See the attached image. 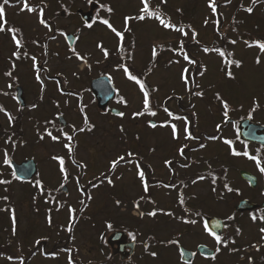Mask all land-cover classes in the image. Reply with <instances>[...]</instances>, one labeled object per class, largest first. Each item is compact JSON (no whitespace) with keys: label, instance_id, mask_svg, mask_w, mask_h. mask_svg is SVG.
I'll return each mask as SVG.
<instances>
[{"label":"rangeland","instance_id":"1","mask_svg":"<svg viewBox=\"0 0 264 264\" xmlns=\"http://www.w3.org/2000/svg\"><path fill=\"white\" fill-rule=\"evenodd\" d=\"M35 1L46 2V7L48 8H46V11L44 12L46 18L57 19L61 24V31L63 34L62 36L60 35L58 39V42L63 46L62 55L59 57L52 56L51 58H48L47 56L46 59H42L40 55H35L36 62L39 65L47 66L48 68L46 70L50 71V73L57 71L56 69H58L59 72L61 70L66 73L67 68L64 69L63 66H73L71 71L73 73L67 71L69 72L67 74L71 76V78H69L71 81L68 85L73 84L74 86L79 87H89L92 79V76L89 74L90 71L86 72L82 69L84 65L88 67L93 65L97 68L99 67L100 70L110 71L111 78L116 84V90L118 91L117 95L119 98V101L116 102L115 100L112 105L120 108L124 113V116L121 117L111 114L109 111L107 113L101 111L96 103L90 102L92 94L87 92L85 93L86 96L84 95L83 102L89 105L87 110L84 111L89 120L85 119L84 116L82 119L81 107L79 106L80 101H77L75 96L69 95L64 96L59 94V98L58 96L53 97V94L56 95V91L55 89L54 91L50 89V84V87L43 93L44 96H46L45 100L42 99L44 96L41 97L37 95V91L34 90L38 89L39 85L36 84L37 80L35 79L34 70L32 68L34 62L31 56L29 61L24 64H22L21 61L14 63L15 67L11 68L14 75L11 79L6 75V73L9 72L8 59L11 58L9 53L12 49H14V51H17L18 49L16 48L14 41H8L7 34L0 32V91L2 92L0 93V100L6 104L5 106H7V104L12 106L14 108V113L16 114L17 111H20L18 102L15 101L11 104L12 100L5 95V93H7V95L11 93V87H8L9 83L11 82L13 88H15V84L18 82L15 84L13 83L16 80H19L27 90H34L36 92L34 93V91H30L28 94V103L32 104L34 100L33 106L35 107L34 109L26 108L24 110L23 115L26 116V119L28 117V121L30 120L28 122L30 123V128L26 131L25 135H23V138L22 136H19L20 140L18 147L13 148V158L20 161L26 157L34 156L44 169L45 167L48 168V174L43 172L42 176L50 185L53 184L55 186V184H58L59 182H65L61 177L58 178L56 174V166L49 162L52 160L51 155L55 152L57 153L59 149L54 146V140L46 134V126L42 125L43 120H48L51 116L54 117L53 113L59 111L58 106L62 107V110L65 113L64 117L67 122H69V125L66 126L68 129H71L70 126L72 123L76 128L85 127L90 122L94 126V129H92L91 132L94 134L90 137L91 141L89 142L91 144V159L92 153L94 155V161L91 160L92 168L89 170V178H98L97 175L105 172L109 164L108 162L119 155L120 152L122 153L121 156L126 155V151L123 150L125 146L126 148L131 149L134 154L139 153L136 147H141V149L148 151L147 149L150 146H154L157 151L153 156V164L155 163L156 166L160 168L158 169L159 177L163 179L169 178L170 172L167 170V167L164 166L162 159L168 156L182 160L178 156L176 149L184 142L186 121L183 119H175L177 121V128L179 129V138L174 139L172 130L167 126H164L165 124H161L162 121L164 123V121L168 119L164 114L163 109L160 110L159 115L156 114L157 116L155 118L152 117L157 120V127L155 128L151 127L150 124L146 122L151 119L150 115L149 117H134L133 114L136 111L140 112V110H143L144 97L139 85L135 82H129L126 73L121 67H119L120 63L121 65H126L130 72H133L134 74L139 73L135 71V69L142 72H148L145 67H147L153 57V47H156L158 54L155 58L153 57L154 60H157V57L160 56L158 61H155L157 64L154 66L153 74H148L147 78L152 85H157V91L155 88L153 91L154 105L156 103L157 107L159 105L160 107H164V105L167 104V107L171 111H178V102L181 103V100H177L176 97L182 95L183 101L180 108H183L184 111L186 108L189 109V105L193 104L198 111L200 124L197 127L200 133L215 135L217 132V122L221 125L227 124L224 122V116H222V110H224L222 101L228 103V112L231 113L233 118H242L247 115L249 108L252 105L251 103H255L254 101L263 93L264 52H261L259 47L255 45L252 49H247L246 46L251 43L249 40H247L248 42H245L246 40L238 38V52L232 61H240L241 63L239 67H237L235 63H232L229 67H225V65L222 67H216V65H219V61H217V58L213 54L203 57L199 56V58L197 57L196 61L199 60L202 68H200V71H196L193 70L192 65L188 64L182 58L178 46L181 40H183L185 44L187 40L191 42V35L182 37L178 31L164 28L155 17H146L143 20L134 19L133 24L130 25L126 32V26L124 25L125 18L138 17L141 14L140 9L143 7L141 0H93V2L97 1L100 5L98 7L100 9L98 10L99 13L97 18H109V23L113 28L118 32H122L124 36H126V34L129 35L127 40H121L105 24L100 25V23L95 22L91 28H82V22L80 21L78 24V22L74 20V13L77 9L90 8L91 4L89 0ZM218 1L219 0H215L216 5ZM32 2L34 1L32 0ZM107 4L108 8L110 7L112 9L111 12L107 11ZM101 5L104 7H101ZM164 6L166 9L158 11V14L166 21L170 20V22L177 25V27L184 28L185 25H188L190 26L189 29H198V27L203 25L206 20L209 22L214 18V13L209 7V0H167V3ZM150 8H159V6L156 3H150ZM14 10L19 9L16 8ZM63 10L68 14L65 16L60 14ZM23 16L22 20H16L21 22L24 34L36 37L41 36L47 31L44 26L40 25L39 22H36L35 16L28 13L27 10L23 11ZM19 26L20 24L16 22L15 28L18 29ZM133 27L136 28L134 32H132ZM19 29L22 31L21 27ZM64 32H77L78 41L74 50L76 49L75 51H77V53L84 56L87 63L79 61L77 53L74 54L75 56L67 55L69 53V48ZM203 32L201 36V39L204 38L202 39L204 40L203 44L213 45V43L218 41L217 36H215L217 34L214 33L213 24L209 25V23H207V25H204ZM248 35L245 33L244 37ZM100 40L104 41L103 46L108 48L111 53L107 57L102 55V52L98 50ZM173 40L176 51L172 52L170 47ZM53 43L54 41H52V44ZM121 45L126 54H134L132 67L128 65V63H125L123 52L118 51V48ZM30 47L33 48V45L31 44ZM162 47H164V49ZM193 49H196V47L194 46ZM163 50H169V52L165 53ZM19 51L21 52V49H19ZM161 53H163L162 56ZM197 53L201 54L200 50H198ZM65 55L67 56L65 57ZM257 58H259V63H257ZM176 61L179 62L177 63ZM9 65L11 66V64ZM183 68L189 70L192 68L191 77L194 80L196 79V81L192 82V80L189 79L188 84L185 85L184 81L181 79ZM201 71H203V75L199 74ZM228 71H231L232 77L227 76ZM94 75H97V73H94ZM192 83L199 84V92L203 93L202 96H194L189 92ZM191 89L193 90V88ZM217 93H219L220 100L217 99ZM175 94L176 96H174ZM52 97L54 98L52 101L55 103L51 104L50 109L44 111L48 104L45 106L43 101L51 100ZM121 98L126 101L122 102ZM56 103L58 106L54 107V105H57ZM2 108L6 107L2 106ZM262 113L263 111L260 109L258 112L259 117H263ZM30 116H35V118L29 119ZM0 119L2 124L1 127L5 130L6 124L9 122L7 121L8 116L5 111H0ZM56 120L58 122V118H56ZM54 123H56V121L52 124ZM33 124L35 125V128L32 127ZM230 125L231 123L225 125L226 127L223 129L222 136L224 138L233 137V129ZM124 130H126L125 135L127 136L125 139L123 137ZM43 132L45 133L44 139L41 138ZM136 133L139 134L138 144L135 141ZM38 140H41L42 143H38ZM194 143L195 142L193 141H188L187 144L190 145ZM209 145L210 148H206L203 151L205 155L203 165H193L192 168L189 169L190 172L196 171L198 168L201 169L200 167L207 171L211 165H218V167L222 165V177L225 176L228 177V179H231V182H233L234 185V191L230 194L227 189L223 188V185V191H221L220 188V192H217V190H214V186L211 183L209 184L208 181H199L195 185H190L186 190L190 202H195L196 206L201 205L200 207L204 209L205 213L222 218H228L230 216L232 212L231 207H233L241 198H247L253 202L261 203L264 200L261 178L259 179L258 188L253 190L251 187H248L247 183H245L239 175L240 169H247L249 171L254 170V166H252L253 164L251 162L249 163L245 158L246 156L243 155L245 149H241L239 146L237 147L242 150V155H239L240 157L236 159L232 158L233 166L237 169H231V171L229 170L227 175H225L223 172V164H231L229 146L222 144L221 141L216 143L210 142ZM237 148L236 151L239 152V149ZM9 150H11V148H9ZM103 150L104 152H107L104 157ZM4 154L5 153L0 150L1 162L5 159ZM160 156H163L162 159L159 158ZM174 165L175 168L177 167L179 169L178 164ZM3 170L4 168L1 167L0 180H6L8 178L6 181H10V176H7V174L3 175ZM179 170V172H182L181 169ZM134 171L135 169L132 163L123 164L122 162L114 172L115 174L112 178L114 184H110L109 186L108 182L103 183L104 178H102V183H100L101 185H99L98 190L94 192L95 195L91 199L88 207L90 212L97 211L93 214L94 223L92 220H81L79 223L77 222L76 225L78 227L76 229L74 228V230H76L74 241L75 245H77L76 247L79 249L78 257H80V260L83 263L84 260H89V258H101V256H99V250H96L94 245H97L100 241L101 232L104 229L102 224H104L106 218L108 220L110 219L115 226H136L142 234V240H146L151 227L154 228L156 226L148 213L145 214L142 220H140V218H138V211H129L128 209H125V203L132 202L133 199L139 196L140 191H143ZM103 176L104 175H101L99 177ZM10 183H0V242L5 241L6 238L9 237L8 242L13 245L12 250L17 254L18 250H16V252L14 251L15 246L17 247V241H24L25 239V242L29 244V248L26 249L24 246L23 251H31L38 240H47L50 244H53L54 241H58L67 236L68 232L62 230V228L58 226L72 224L71 222H73V219L71 222L69 221L68 210L59 207L63 213H54L51 216V225L56 226L52 232L49 228L51 225L46 217L47 209H45V203L41 201V199L37 200L32 197V189L23 187L21 186L22 184L16 181H10ZM163 190L164 189L159 188L157 196V207L159 210L157 213L158 225L157 229H155L157 240L161 241L169 237L179 238V241H182L187 247L195 246L196 242H210L208 237L204 234L198 235V233L203 232L201 223L197 225L191 223L187 224L180 221V218H177L176 216H172L171 218L170 210L179 207L176 203L179 194L177 191L174 192L175 190H172L173 194L169 195ZM67 200H69V203L71 202L75 206L77 205V201L73 200V198H67ZM56 202L58 201L56 200L53 204L55 205ZM119 203H122L123 205H120ZM51 206L48 207L53 208ZM152 206L153 204L147 207V210H150ZM165 209L168 211V216L166 217L171 219L170 222H167L166 224L163 222L165 218L163 211ZM256 213H261V210L256 211ZM13 214L15 215V224H13ZM250 217V215L238 214L233 220V224L236 228L233 226L229 231L230 235L232 237L235 236L236 239V243L233 244V246H239V249H241L243 254H239L238 256L230 255L226 250H223V252L218 255L219 260L215 262L208 261L207 264H229L232 262L249 264V260L247 259L249 255L248 249L252 248L255 243L258 245L262 241L261 233L257 228L259 224L252 222ZM154 220L156 221L155 218ZM95 224L99 227L95 226ZM159 252L163 254L165 253L161 248L159 249ZM41 258L42 257L39 256L31 261L30 264H43L45 260L43 261ZM7 264H18V260H8ZM45 264L68 263L62 261L52 262L49 260Z\"/></svg>","mask_w":264,"mask_h":264},{"label":"flooded vegetation","instance_id":"2","mask_svg":"<svg viewBox=\"0 0 264 264\" xmlns=\"http://www.w3.org/2000/svg\"><path fill=\"white\" fill-rule=\"evenodd\" d=\"M33 1L34 2H32L31 0L30 2L29 0H27V3L29 5L31 4L32 7H35L37 11L32 12V13L28 11L27 12L30 14H33L36 18V22H39V24L42 25L40 23L39 8L43 7L44 12H45L47 8L45 6L46 2L43 0H41L43 2H38L35 0ZM0 2H2V0H0ZM235 2L236 3L234 5L223 6L222 10L221 8H219L216 12L218 14L217 19H219L220 21L219 25L216 27L218 31L214 32L217 34L215 35L217 36V40H218L216 44L218 48H221L222 50L225 51L226 56L229 60H232L233 58H235L238 52L237 50V46L239 45L238 38L239 36H241V33L238 32L239 30L238 27H240V30L245 28L244 32L246 33V35H248L249 33L248 38H246V42H248L247 40H249L251 41L253 45H255L256 41L264 42V0H255V2H253V0H237ZM22 7H23V0H15V1L10 0V3L8 5H5V13H6L5 19L7 20L6 28H9V27L15 28L16 22L20 24L19 28L21 27L22 24L19 20H22L24 17L23 11L20 10V8L22 9ZM249 7L253 9L251 13L247 12L246 10ZM16 8L19 10H14ZM90 8H92V5H90ZM90 8L88 9L83 8V11H90L91 10ZM78 10L79 9H77L76 12L74 13V17H75L74 20L77 21L78 24L80 21L82 22L81 25L83 27L82 26L80 27L82 28L88 27L87 24L83 23L84 20L82 19L81 13H79ZM98 10H99L98 7L93 8V12H92L93 17L91 18L92 25L95 22L100 23V25L103 24L100 21L104 20V18L102 19L97 18V15L99 13ZM96 12H97V15H96ZM14 18L15 20L16 19H19V20L15 21ZM43 18L51 25V30L45 27L44 25H42L45 27L47 31H45L41 36L32 37V39H34V41L37 43V49H34L32 53L34 52L37 53L38 55H40V57H42V59H46L47 56L48 58H51L52 56L59 57L62 55V49H63L62 48L63 46L58 42L60 35L61 36L63 35L61 31L62 30L61 24L55 18H51V19L46 18L45 13H44ZM237 24H239V26ZM21 30L23 31L22 27H21ZM198 31H199V36L201 38L202 32L204 31V25H200L198 27ZM4 34L8 35V41L13 42L11 32L5 30ZM66 34L67 32H65L64 34L65 37H66ZM45 35H47L46 42L44 41ZM39 40H42L41 43L38 42ZM233 40L236 41L235 44L231 43V41ZM52 41H54L53 44H52ZM103 45H104V41L100 40L98 50L102 52V55H104V50L108 52V48H105ZM252 47H249L248 45L246 46L247 49L248 48L252 49ZM73 48L74 47H71V46H69V49L67 48L69 51L67 55L72 56L74 55L73 53H77V51H73ZM203 48H204V44H203ZM14 52H15L14 49H12L11 52L9 53V56L11 58L8 59L9 61L8 69H9V72L12 73V76H9L11 79L13 78V75H14L13 70H11V68H13V64L16 59L13 57ZM204 54L205 52L202 50L200 56L203 57L205 56ZM67 55H65V57ZM214 56L217 58V61H219V65H216V67H222L224 65L225 67L226 66L229 67V65H226L224 63V58L221 57L218 53H216ZM22 57L23 56H21L20 58L21 60H22ZM9 64H11V66ZM38 67L40 71L39 73L41 74H40V80L37 81L36 83L39 85L38 89H34L35 91H37V95L43 97L44 96L43 93L45 92L47 88L50 87V85H51L50 89H52V91H54L55 89L56 91L55 92L56 95L53 94V97H57L59 94L64 95V96L66 95L75 96L78 101L82 102L84 100L85 93L90 92L92 94L90 87L88 89V87L86 86L79 87V86H74L73 84L68 85V83L71 81L69 79L71 78V76H69L67 73L69 72L73 73L71 72L73 69V66L71 65H69L68 67L63 66L64 69L67 68L66 70L69 71V72L66 71V73L61 70L59 72L58 69L56 70L59 73L57 71L50 73V71L46 70L48 67L45 65H39ZM82 69H84V71L86 70L92 71L91 74H94V73L99 74L100 71H102L99 69V67L97 68L96 66H93V65L89 68H87V66L84 65ZM10 84L12 85L11 82L9 83V85ZM16 87L13 88L12 86L11 91H10L11 93L7 95L9 99L12 100L11 104L14 103V95H16ZM22 87H23L22 95H24L25 101L27 103V108L34 109L33 107L34 100L32 104H28L29 102L28 94L30 93V91H34V90L29 91L24 86ZM14 90H15V94H14ZM35 91L34 93H36ZM45 97L46 96H44L42 99L45 100ZM53 97L51 100L49 99L48 101H45L46 103H43L45 104V106L48 104V106L45 107L44 111L47 109H50L51 104L55 103L52 101L54 99ZM90 99H91L90 100L91 103H96L98 108L101 111H105L106 113L108 112V110H110V106H112V103H111L110 106L106 108V110H102L99 107V102L97 98L93 94ZM254 102L255 103H251L252 105L249 108V111H248L249 113H247L245 118H250L252 122L264 127V88H263L262 95L259 98H257ZM0 104L1 106L6 107L5 112L7 113V116L10 113L11 116L13 117L11 121L7 119V121L9 122L7 123L6 121L7 124H6L5 130L3 128H1L0 130V143L2 144L0 146V149L4 153L7 152L8 157H11V155H13V148L18 147V143L20 140L19 136L20 137L22 136L23 138V135H25L26 131L30 128L29 126L30 123H28L30 120L28 121V117L26 119V116L23 115L24 110L20 112L17 111L16 114L19 115V117L15 119L14 108L12 106H9L8 104L7 106H5L6 104L2 100H0ZM57 106L58 104L54 105V107H57ZM88 106L89 105H87V103L84 105L82 103V109H81L82 119L84 116V118L89 120L86 112H84L87 110ZM58 108H59V111H57L56 113H53L54 117L51 116L48 120H44V121H47L48 123L46 126L47 127L46 129L48 131H51L53 135H60V131H59L60 129H63L64 132H67L69 135H72L73 136L72 143H73L74 151L72 153L68 152V150L64 147V145L68 143V141L65 138L61 137V139L54 141L55 143L54 146L57 149H59V151L51 155L52 160H50L49 162L53 163V165L56 166V170H57L56 174L58 178L61 177V179L65 180L60 171L59 160L54 159V157H63L64 162H65L64 167L67 169V172H68L67 180H65L64 183L59 182L58 184H55V186L53 184L51 185L48 184L43 179V176H42L43 172L48 174V168L45 167L44 169L39 163L38 181L32 180V181L24 182L18 179V182L22 184L21 186L27 187L33 190V192L31 193L33 198H36L37 200L41 199V201L46 202L45 203V206H46L45 209L47 208L46 216L53 215L54 213L62 214L63 212L59 208L60 202L62 201L65 206H70L71 209L76 210V213L74 215V220L76 224L77 222L79 223L81 220H85V221L92 220L94 223L93 214L94 212H97V211L90 212V209L88 208L91 202V199L95 195L94 192L98 190V188H95L93 179L89 178V170L90 168H92L91 160L94 161L93 153H92V159H91V154H90L91 144L89 142L91 141L90 137L93 136L94 134V133H91L92 129H94L93 128L94 126L90 122L87 124V126L80 127V128H76L73 125V123L71 124V127H70L71 129H68L67 127H63V125L57 122L56 118H59L61 115L65 116V113L62 110L61 106H58ZM260 109H262L263 111L262 113L263 117H259L258 112ZM43 113H46V112H43ZM21 116H22L21 122L18 123L19 122L18 120L20 119ZM240 120H241L240 118H235V120H232L230 118V122H231L230 126L233 129V135H232L233 137L229 138V140L233 141L232 146H234L235 149L237 148V146H240L248 150V153H250L249 156H253L255 152L259 153L258 157L261 156L260 159H262V161H260V166H264V144H261L258 142L245 143V142L238 140V136H237L239 134L238 124ZM54 121H56V123L52 124ZM198 123H199V120H198ZM73 126L75 128V131L73 130ZM32 127L35 128L34 125H32ZM80 129H84V130L80 131ZM262 133L264 134V129L262 130ZM44 134L45 133L43 132L42 137H41L42 139H44L45 137ZM15 142H17V145ZM39 142L42 143L41 140H38V143ZM9 148H11V150H9ZM206 148H210V146L207 147L204 145V147H200L199 144H190L184 147V152H185L184 159H187V160H186V164L185 165L183 164V166L181 167L182 172H179V178H177V184H175V191H174L173 183H172L173 182L172 179H174V174H173L172 169H173V164L175 163L176 159L173 157H168V156L163 159H162L163 156L159 157L162 159L164 166H166L167 170H169L170 172L169 178L163 179L159 177L158 169L160 168L156 166L155 163L153 164V156L155 155V152L157 151L156 148L154 146H150L147 149L148 151H146L144 149H141V147H138L137 151H139V153L137 154V160L140 161V168L145 173V179L147 180L149 184V188L147 192L144 191L143 182L137 175V168H136V171H135V174L137 175L136 178L139 179L138 182H140V186H142L141 188L143 189V191H140L139 196L133 199L132 202L125 203V206L126 207L128 206L127 208L125 206L124 207L126 210L128 209L129 211H138V218H140V220L144 218L145 214L147 213L149 214L153 211L156 212L155 216L150 215L151 220L154 221V224L156 225L155 226L156 228L151 227V230L149 231V234L147 235L146 240L141 239L142 234L140 233V231L138 230L136 226L131 227L128 225H122V226L120 225L114 231H117V230L123 231L124 232L123 235L120 236L119 241H115L113 244H110L108 239L112 232H110L108 235L103 234L104 230L108 228V223H110V219L108 220L106 218V220L104 221V224H102L103 225L102 227H104V229L101 232L102 233L101 238L104 237L106 240L104 241V240H101L100 238V241L97 243V245H94L95 249L99 250V256H101V258L99 259L89 258V260H84V263H83L80 260L78 261V259H80V257H78L79 249L76 247L77 245H75V241H74V237L76 234V230H74V228L76 229L78 226L76 224L72 225V231L69 232L67 230L68 226L66 227V226L60 225L58 227L68 232L65 238L63 237V239L54 241L53 244H50L49 241L47 240H43L42 243H39L40 247L38 249L33 248L31 251L30 250L23 251L22 249L17 254H15L13 253V250H12L13 248L9 249L10 247L9 242L1 241L0 242V264H7V261L14 260L13 258L15 256L16 257L24 256L25 258L23 259L24 264H30L31 261L38 258L39 256L42 257L41 259H43V261L45 260L43 264H45L49 260L52 262L62 261L68 264H207L208 261L215 262L219 260L218 254L221 253V247H222L223 242H220L218 244L215 238L209 233H205L204 230L202 233H198V232L196 233H198V235L204 234L205 236L210 238L209 239L210 242H196L195 246L193 247H187L185 244H183L182 241L181 242L179 241V238L172 239L171 237H169L165 240L159 241L157 240V235L155 232V229H157V225H158L157 196H158L159 188L164 189L163 191L169 195L173 194L172 190L174 192L177 191L178 194H182L184 192V194L187 195V193H185L186 190L182 189L184 188L182 183H186L187 179L189 180V178L192 181L191 185H195L199 181H203V180H200L199 178L201 177V175L205 174L206 170L204 168L200 167L201 169L198 168L196 171H193V172H190L189 169L192 168L193 165H197V164L198 166L203 165V161L205 160L204 158L205 155L203 151ZM106 153L107 152L103 153V157ZM232 158L235 159L236 155L230 156L231 166L233 164ZM165 161H171L172 162L171 166L165 164ZM250 162L254 164L253 166H255L254 170L253 171L251 170V171L256 174L258 179L260 178V176H262L264 180V173L260 172L258 165H256L257 163L253 159H250ZM108 163L109 164L107 168H109V165H110V162ZM3 165L5 166V168L7 167V164H5L3 161L2 162L0 161V167H2ZM212 166L214 167V165H211L209 168L211 169ZM231 166L229 167L231 168ZM114 174H115L114 172L107 171L106 176L103 180V183H106L108 182V179H111L112 181L111 185L114 184L113 179H112ZM218 179L216 181H218ZM164 180L166 181V183L164 185L162 183L159 187L158 182L164 181ZM248 184L250 185L249 182ZM61 185H63V187H61ZM262 186H264V182ZM39 188L43 190L44 192H39ZM214 190H217V192H220V186L218 185L214 187ZM67 198L69 199L73 198V200H76L78 206L77 205L75 206L71 202L69 203L68 202L69 200H67ZM56 200L58 202H56V204L54 205L53 203ZM179 201H176V203H179ZM152 204H153L152 208H150V210H147V207L151 206ZM51 205H53L54 208L48 207ZM177 206H179V208L171 209L170 212L171 211L175 212V214H178V215L186 214L187 216L188 214L193 213L192 215L193 218L189 220L195 221L194 225H197L199 223L197 221L198 220L197 215L205 217L204 209L200 207L201 205L196 206L195 202L191 203V206H193L192 209L190 208L184 209L181 207V204H177ZM262 213L264 214V209L262 210ZM166 216L168 215L166 214ZM166 216L163 221L165 224L167 223V221H169V217H166ZM154 218L156 219V221L154 220ZM95 226H98V225L95 224ZM49 228L53 232L56 226L51 225ZM133 237H135V239H133ZM172 241H175V243H171ZM201 244H207L208 246L212 247V249L214 248V250H216L217 256L216 255L215 256L203 255L201 251L199 250V246ZM182 247H185L186 249L190 250L192 253H195V255H192L190 260H185L184 256L182 255V251H181ZM160 248L164 250L166 254L160 253L159 252ZM39 249H42V250L38 252L37 250ZM152 253H156V255L153 256ZM249 254L251 257V260L249 259V264H255V263L264 264V241H262L260 245L250 249ZM8 257H12V259H8Z\"/></svg>","mask_w":264,"mask_h":264},{"label":"snow or ice","instance_id":"3","mask_svg":"<svg viewBox=\"0 0 264 264\" xmlns=\"http://www.w3.org/2000/svg\"><path fill=\"white\" fill-rule=\"evenodd\" d=\"M89 2H93V0H89ZM253 2H255V0H253ZM10 3V0H2V2H0V32H4L5 30L11 32L12 34V39L17 47V51L13 53V56L16 57V59H19L20 56H21V53L19 51V49L23 48L24 47V42L22 39L20 38H17V33L20 31L19 29L17 28H14V27H9V28H6V25H7V20L5 19L6 17V13H5V5H8ZM141 3L143 4V7L140 9V15L138 17H126L125 18V26H126V30H127V25H128V21L130 20H134V19H139V20H143L145 19L146 17L148 18H152V17H155L159 23L166 29H173L175 31H178L180 32L184 37H187L188 36V31L184 30L183 27H177V25L173 24L169 21H166L165 19H163L157 11H153L151 8H150V0H141ZM101 7H104L103 5H101ZM209 7L211 8L212 12L213 13H216V8H217V5L215 3V0H209ZM22 11L24 10H27L28 12H35L37 11V9L35 7H30L29 4L27 3V0H23V7L21 9ZM247 12L251 13L253 11V9L251 7L247 8L246 9ZM107 11L111 12L112 9L109 7L107 9ZM39 16H40V23L42 25H44L45 27L49 28L51 30V25L43 18L44 16V8L43 7H40L39 8ZM101 23L107 25L115 34L117 37H119L121 40H123V36L124 34L122 32H118L115 28L112 27V25L109 23V20L107 19H104L102 21H100ZM207 20L205 21V24H207ZM217 25H219L220 21L219 19H217L216 21ZM87 26L89 28H91L93 25L92 23H88ZM190 27V26H189ZM198 34L195 32V30H192V37L193 39L196 38ZM35 43V41H34ZM232 44H235L236 41L233 40L231 41ZM249 47H252L254 46L252 43H249L248 44ZM255 46H258L259 49L261 50V52H264V42H260V41H256L255 42ZM73 51H75L73 49ZM118 51H121L123 52L124 51V48L123 46L121 45L119 48H118ZM173 51H176V49H173ZM204 52H209V51H215L216 53H218L221 57L224 58V63L226 65H231L232 63H235L237 67L240 66V61H232V60H229L226 56V53L224 50H222L221 48H215V49H209L207 47H205L203 49ZM179 52L180 54L182 55V58L190 65H195L197 63V61L195 59H192L189 57V55L187 54L186 51H184V42L183 40H181L179 42ZM25 56H27V52L24 53ZM104 55L105 57L108 56V52L106 50H104ZM152 56L155 58L157 56V49L156 47H153V50H152ZM33 62H34V67H36V70H37V80H40V76H39V67L36 65V57L33 56L31 57ZM80 59H83V57H79ZM177 63L179 61H176ZM257 63H259V58H257ZM13 67H15V65L13 64ZM119 67H121L123 69V71L127 74L128 78L132 81H135L136 84L139 85L141 91H142V94H143V111L141 112H137V113H134L135 116H143L145 114H148V115H151V116H156V112L152 110V105L150 103V98H149V90L148 88L146 87V84L145 82L138 78L137 75H132L131 72H129V68L128 66L126 65H119ZM200 75H203V71L199 72ZM7 76H12V73L11 72H8L6 73ZM227 76L229 77H232V73L231 71H228L227 72ZM191 77V73H189V70L187 68H183L182 69V72H181V79L184 81L185 85L188 84V81ZM8 87H12V85H8ZM197 95H203V93H196ZM5 95H7V93H5ZM217 99L220 100V96H219V93H217ZM122 102L123 101V98H121ZM222 106H223V109H224V116L227 117L228 116V109H229V105L226 101H222ZM35 107V106H33ZM255 110V109H253ZM0 111H5L2 106H0ZM164 111L169 115V116H172L173 114L171 112L168 111L167 108L164 109ZM119 116H124V113L123 112H119L118 113ZM8 119L11 121L13 119V117L11 116V114L9 113L8 114ZM86 119V118H85ZM175 119L177 120H180V119H183L186 121L185 123V136H186V139H196V137H194L191 133V131H189L188 129V124H187V118L186 117H180V116H176ZM52 123V122H50ZM150 123V126L155 128L157 127L156 123L154 122H149ZM171 128H172V132H173V138L174 139H178V134H177V127L175 124H171L170 125ZM73 130L75 131V128L73 126ZM84 129H80V131H83ZM90 130V129H89ZM60 135H53L51 131H48L46 129V134L54 141H57L59 139H61V137L65 138L68 143H66L64 145V147L68 150L69 153H72L74 151L73 149V136L72 135H69L67 132H64L63 129H60ZM210 139H215V137H210ZM226 143H228L229 145H232L233 144V141L231 140H226L225 141ZM186 147V145L184 146ZM184 147H181L179 149V154L181 156L184 155ZM200 147H204L203 144L200 145ZM235 155H240L241 153L239 152H235L234 153ZM5 159H4V163L5 164H11V160L8 159V155H7V152H5ZM243 155L245 156H249V153L247 151H245L243 153ZM128 156V159H126L124 156H118L116 159H113L110 163V168L114 171L118 165H120L122 162L123 163H135V166L137 168V175L139 176V178L141 179V181L143 182V187H144V191L147 192L148 191V188H149V184L147 182V180L145 179V173L144 171L140 168V161L139 160H135L133 161L132 160V157H133V153L129 152L127 154ZM250 159H253L256 161L258 167H259V170L260 172L264 173V166H260V159L259 157H256V156H250L249 157ZM54 159H57L59 160V163H60V171L64 177L65 180H67L68 178V172H67V169L64 167V159L63 157H54ZM171 161H165V164L171 166ZM13 176L17 179H19L20 177H17L15 173H13ZM204 177H200V179H203ZM214 182V180H213ZM0 183H10V181H6V180H0ZM108 183L111 184L112 181L111 179H108ZM61 187H63V185H61ZM225 187H227V185H225ZM229 191H231V189L229 188L228 189ZM181 204L184 203V199L183 197L181 196L180 198V201H179ZM70 216L74 217L75 213H76V210L75 209H70ZM149 215H152V216H155L156 215V212L153 211L151 213H149ZM253 220H256V215L253 214L252 217H251ZM262 220H264V216L260 217ZM13 224H15V215L13 214ZM229 219H232L231 217ZM49 223H51V220H49ZM191 223H195V221H191ZM110 227V225H109ZM204 228L205 230L210 234L212 235L216 242L219 244L222 240V237L220 235H217V233L215 231H213L211 228H209V225H208V221L205 220L204 221ZM15 230V229H14ZM69 232L72 231V226L71 224L69 225L68 229H67ZM262 232H264V229H261ZM133 239H135V237H133ZM171 243H175V241H172ZM70 251V250H69ZM182 251V255H183V250ZM218 251V249H217ZM153 256L156 255V253H152ZM192 255H195V253H192ZM8 259H12V257H8ZM251 260V257L249 258Z\"/></svg>","mask_w":264,"mask_h":264},{"label":"water","instance_id":"4","mask_svg":"<svg viewBox=\"0 0 264 264\" xmlns=\"http://www.w3.org/2000/svg\"><path fill=\"white\" fill-rule=\"evenodd\" d=\"M89 13H84L83 17L86 20H90L88 19L90 16ZM71 44L73 43L72 40H74L71 35H69ZM92 91H94L95 95L97 96L98 100H99V104L100 106L103 108H106L108 106V104L110 103V100H113V97L115 95V90L114 87L112 85L111 80L109 79V76H103L100 77L96 80H93L92 82ZM22 88L19 86L18 87V99L21 102V105H23L24 99H23V95H22ZM114 113H118L119 110L113 109ZM62 122L65 124V121L62 119ZM154 122V121H153ZM240 128H241V137L244 140H252V141H257V138L252 139L250 137V134H252V130H253V134L255 135L256 132L261 129V127L259 126H255V125H248L247 120L242 121L240 123ZM256 136V135H255ZM13 167L15 168V172L18 176L23 177V178H32V176L34 177L37 168H36V164L35 161L33 159H28L20 164L13 162ZM242 177L248 179L251 181V183L253 184V186H256L257 184V179L255 176H252V174H250L247 171H241ZM256 206H258L257 204L249 201V200H242L239 202V204L235 207L236 210L238 211H247V210H252L255 209ZM208 221V225L209 228H211L213 231H215L217 234H221L224 231V223L223 220L220 218H215V217H208L206 219ZM123 235V232H115L114 234H112L111 238H110V242L113 243L115 241H119L120 236ZM200 250L202 251L203 254L205 255H212L213 251L208 249L207 247L201 246ZM185 252V259H189L188 258V254H190L189 252Z\"/></svg>","mask_w":264,"mask_h":264},{"label":"trees","instance_id":"5","mask_svg":"<svg viewBox=\"0 0 264 264\" xmlns=\"http://www.w3.org/2000/svg\"><path fill=\"white\" fill-rule=\"evenodd\" d=\"M191 52H192V54H193V49L191 50ZM132 55H130L129 57H127V55L123 58L124 60H125V63H128V65H131L132 63L130 62L131 60H132ZM137 76H138V74H137ZM152 106H153V103L151 104ZM167 106V105H166ZM179 107H181V105H179ZM155 109H157L158 111H160L161 109H164V107H159L158 106V108H155ZM154 110V109H153ZM128 129V128H127ZM234 220V219H233ZM232 225L235 227V225L232 223V220L231 221H229V223H228V226H227V234H226V236L227 235H229L230 234V229L229 228H231L232 227ZM236 228V227H235ZM228 237V236H227ZM17 241V240H16ZM26 245V243L25 242H23L22 240H20V241H17V247L15 246V249H14V251L16 252V250H18V252L24 247ZM9 247V246H8ZM11 248H13V246L10 244V247H9V249H11ZM8 249V250H9ZM236 248H234V251L236 252ZM14 253V252H13Z\"/></svg>","mask_w":264,"mask_h":264}]
</instances>
